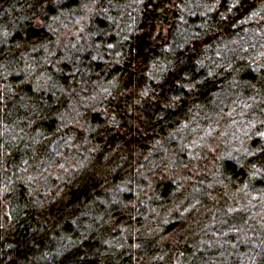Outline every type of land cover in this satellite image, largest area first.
I'll return each mask as SVG.
<instances>
[{
	"label": "trees",
	"instance_id": "trees-1",
	"mask_svg": "<svg viewBox=\"0 0 264 264\" xmlns=\"http://www.w3.org/2000/svg\"><path fill=\"white\" fill-rule=\"evenodd\" d=\"M0 264H264V0H0Z\"/></svg>",
	"mask_w": 264,
	"mask_h": 264
},
{
	"label": "rangeland",
	"instance_id": "rangeland-1",
	"mask_svg": "<svg viewBox=\"0 0 264 264\" xmlns=\"http://www.w3.org/2000/svg\"><path fill=\"white\" fill-rule=\"evenodd\" d=\"M74 26L62 25L60 27L54 28V39L58 41L59 39L68 40L69 34L73 33ZM65 43L64 45H66ZM244 109V108H242ZM252 113L251 115L244 110L241 111L239 116H236L233 112H225L222 114V119L212 123V127L209 126L204 132H201L198 136L197 134H192L194 137L191 139L192 149H185V141L177 140V136L173 138L175 142V150L178 147L182 146L186 151L185 153L190 156L186 157L184 161H188L192 156V154H200L205 155L206 158L202 160L201 163H206L210 165L212 161V157L221 159V157L225 158H236L242 157L245 148H247V143L250 141V123L252 122ZM197 139V141H196ZM204 143V145H199L195 148V143ZM222 148V149H221ZM207 150H209V154L212 157L208 156ZM206 152V153H205ZM234 152L233 157L231 158V154ZM160 155L157 158L158 167L165 164L163 167V172L172 176H175V172L172 171L171 166H174L175 163H180V160L174 161L175 158L167 151L165 146H162L160 150ZM153 173L151 176H154ZM104 211L106 212L109 208V204L104 201L103 202ZM152 210L158 211L157 208H152ZM104 214V213H102ZM89 215V214H88ZM83 227H89L91 225L90 220L80 222ZM207 244V242H205Z\"/></svg>",
	"mask_w": 264,
	"mask_h": 264
}]
</instances>
